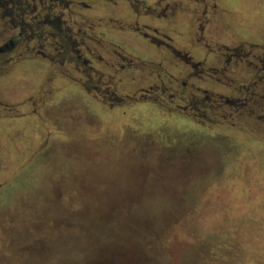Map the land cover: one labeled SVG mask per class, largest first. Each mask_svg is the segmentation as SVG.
I'll use <instances>...</instances> for the list:
<instances>
[{
  "label": "rangeland",
  "instance_id": "obj_1",
  "mask_svg": "<svg viewBox=\"0 0 264 264\" xmlns=\"http://www.w3.org/2000/svg\"><path fill=\"white\" fill-rule=\"evenodd\" d=\"M0 1L1 45L40 9ZM58 4L43 51L68 38L79 52L0 53V264H264V102L192 121L174 87L142 96L189 81L187 56L214 65L218 44H262L264 0ZM244 74L218 77L240 89Z\"/></svg>",
  "mask_w": 264,
  "mask_h": 264
},
{
  "label": "flooded vegetation",
  "instance_id": "obj_2",
  "mask_svg": "<svg viewBox=\"0 0 264 264\" xmlns=\"http://www.w3.org/2000/svg\"><path fill=\"white\" fill-rule=\"evenodd\" d=\"M63 0H38L35 8L38 6L40 11L36 17H30L27 23H24L23 20L21 22H17L13 20L12 23L16 27L15 30H18V33L12 35V37L8 38L5 42L0 45V53L3 52H14L20 46H23L24 50L30 52L31 58L43 57L46 60L53 61V57L55 54H58L61 58L64 56L59 54L60 48L64 49L65 52H68L69 49H72L75 53L79 52L78 49H75V45L77 44L68 38L65 40L64 45L60 44L57 39L53 41L51 44L53 49L52 55H46L44 50V43L50 38H54L58 31H61L60 24H62V19L60 14H56L53 12V9L58 8V3ZM2 1H0V7L2 8V13L4 15H11V11L3 5ZM6 4V3H5ZM44 6H47L46 9ZM19 8V7H18ZM31 9V11H33ZM42 9H45V12L42 14ZM13 10H16L15 7ZM50 10V11H49ZM44 11V10H43ZM14 12V11H13ZM207 10V6L202 9V20L203 22L199 26V31H204L203 23H208L215 17L217 14V9L213 7L212 11ZM23 10H20V15H23ZM210 16V17H209ZM21 18V17H20ZM19 18V20H21ZM45 27L53 28L52 31H45ZM26 32H29V35L26 36ZM142 36L145 34L140 33ZM156 44H158L156 42ZM214 53L216 56V64L210 65L206 61L205 62H195L192 60V56H187L185 58L187 66L190 68L189 73H187V77L189 81H182L179 83L178 79L171 80L167 86H164L163 83L161 85L154 87H150L146 91H142V96H150V92L157 91V95L163 97L168 91L169 88L174 87L176 93L174 95H169L172 97V102L175 99L179 101L186 102L185 106L173 105L176 110H179L183 113L186 118H189L193 121L194 113H189L188 111H193L194 109L202 111V115L207 112L215 113L217 109H219L223 104L242 107L246 105H253L255 107L261 105L260 102H264V42L261 43H241L240 45H236L235 47H229L225 44L217 45L215 51L210 50V53ZM79 59H82L80 56H77ZM83 63H88L86 59L82 60ZM218 64V65H217ZM242 67L243 71L246 74L242 76V80L244 82L243 86L239 88H235V81L229 80L227 84H224V80L222 82L221 78L226 77V72L229 71L230 68ZM196 79V80H195ZM209 81L211 84L223 83V85L233 92H237V97H226L215 92L214 89L209 91V89L201 87L197 84L196 81ZM217 82V83H216ZM263 92V93H261ZM259 93V94H258ZM225 99V100H223ZM123 100H120L122 102ZM171 102V103H172ZM206 117V115H205Z\"/></svg>",
  "mask_w": 264,
  "mask_h": 264
},
{
  "label": "trees",
  "instance_id": "obj_3",
  "mask_svg": "<svg viewBox=\"0 0 264 264\" xmlns=\"http://www.w3.org/2000/svg\"><path fill=\"white\" fill-rule=\"evenodd\" d=\"M53 28L50 27V31H52Z\"/></svg>",
  "mask_w": 264,
  "mask_h": 264
}]
</instances>
